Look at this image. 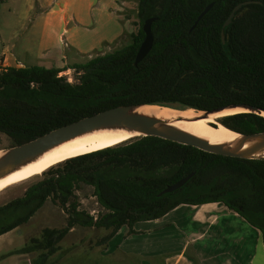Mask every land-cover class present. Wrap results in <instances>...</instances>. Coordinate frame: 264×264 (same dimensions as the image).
<instances>
[{"label": "trees", "instance_id": "obj_1", "mask_svg": "<svg viewBox=\"0 0 264 264\" xmlns=\"http://www.w3.org/2000/svg\"><path fill=\"white\" fill-rule=\"evenodd\" d=\"M211 9L191 29L203 8ZM245 0H138V28L131 41L96 54L73 68L83 73L71 83L65 68L42 65L0 69V134L13 145L117 105L157 104L210 110L228 104L264 109V0H249L223 27L232 8ZM153 44L134 64L146 18ZM225 42H222L221 31ZM219 122L241 133L264 131L254 112L227 114ZM194 172L179 188L167 185ZM23 194L0 205L8 219L0 234L26 221L51 197L68 206V224L108 229L105 242L123 225L158 218L179 204L221 201L261 231L264 244V158L244 159L210 153L157 136L133 137L48 168ZM91 185L103 211L97 217L77 209L76 185ZM21 213L10 221L14 214ZM86 217V218H85Z\"/></svg>", "mask_w": 264, "mask_h": 264}, {"label": "rangeland", "instance_id": "obj_2", "mask_svg": "<svg viewBox=\"0 0 264 264\" xmlns=\"http://www.w3.org/2000/svg\"><path fill=\"white\" fill-rule=\"evenodd\" d=\"M28 1L0 0V69L38 63L36 59L42 53L43 31L40 23L32 22L26 16L28 9H31L29 10L31 14L38 9L35 2L30 5ZM137 2L138 0H118L120 18H112L108 22L110 32L104 30V20L96 16L89 18L87 24H81L77 29L71 32L65 31L61 35L60 30L59 33H55L58 30L56 26L52 29L48 27L44 35L49 34V37H46V45L50 48V52L60 61L64 60L69 63L62 68L68 67L70 72L60 71L58 75L68 77L72 74L76 80L75 83H78L83 69L79 72L72 71V63L84 64L96 54H103L130 43L132 33H135L138 28ZM72 25L73 22L68 26L72 27ZM72 41L80 43L82 54H76L67 46ZM2 46L13 47L19 56H13V50L10 48L6 50L8 59L4 61L5 53ZM18 62H20L19 65H17ZM210 124L216 126L215 122H210ZM10 146H12L11 140L0 134V149ZM40 176L36 175L1 191L0 205L21 196L27 185ZM72 200L76 201L77 209L94 218L103 211L96 200L93 187L86 183L80 182L76 185ZM20 214H14L10 221L16 220ZM69 217L68 206H61L57 200L47 198L26 221L0 234V264H102L113 262L109 258L99 256L105 246L108 229L75 223L60 239L54 240L57 233L49 239V231H58L66 227ZM244 221L247 222L245 219ZM5 222H8L6 217L0 219V227ZM117 239L112 241L116 242Z\"/></svg>", "mask_w": 264, "mask_h": 264}, {"label": "crops", "instance_id": "obj_3", "mask_svg": "<svg viewBox=\"0 0 264 264\" xmlns=\"http://www.w3.org/2000/svg\"><path fill=\"white\" fill-rule=\"evenodd\" d=\"M28 2L38 5L33 14L28 9L26 16L41 24L43 47L36 65L45 67L62 68L69 64L53 56L46 45L49 34L44 35V31L48 27L56 26L55 33L60 30L61 35L87 24L89 18L96 16L104 20V30L110 32L108 22L120 18L118 0ZM71 22L72 27L68 26ZM67 46L76 54H82L78 41ZM2 48L5 61L8 59L6 50L10 48L13 56H19L13 47ZM132 229L129 231L128 225H123L105 243L99 256L113 262L102 264H264L261 231L221 201L179 204L158 218L135 222ZM115 238H118L116 242L112 241Z\"/></svg>", "mask_w": 264, "mask_h": 264}, {"label": "water", "instance_id": "obj_4", "mask_svg": "<svg viewBox=\"0 0 264 264\" xmlns=\"http://www.w3.org/2000/svg\"><path fill=\"white\" fill-rule=\"evenodd\" d=\"M250 2L251 1L249 0H245L237 3L228 14L225 22L223 23V27L231 22L235 12L242 5ZM213 4L214 2L211 1L203 8V10L196 17L191 29H193L198 21L211 9ZM155 18L156 17L151 16L146 18L143 22L142 30L144 31V38L137 49L134 59L135 65H137L138 62L144 58L152 47L153 35L151 32V23L155 20ZM221 39L224 43L225 36L223 30L221 31ZM143 105L153 104H128L110 107L93 115L85 116L66 125L52 129L22 144L0 149V179L34 161L37 157L54 147L74 139L77 136L100 129L121 128L130 132H137L138 135L135 137L157 136L181 144L190 145L206 152L230 157L244 159L264 158V131L252 133L237 132L239 134L238 137L231 141L212 143L205 138L199 137L169 123L163 118L138 111V108ZM225 109H240L236 112H254L264 117V109L242 103L228 104L210 110H196L203 112L202 117H207L211 113L219 112ZM193 174L194 172H191L174 183L167 185L158 193V195L171 192L181 187Z\"/></svg>", "mask_w": 264, "mask_h": 264}, {"label": "bare ground", "instance_id": "obj_5", "mask_svg": "<svg viewBox=\"0 0 264 264\" xmlns=\"http://www.w3.org/2000/svg\"><path fill=\"white\" fill-rule=\"evenodd\" d=\"M240 109H225L202 117L203 112L194 108L175 109L168 106L143 105L138 111L153 114L167 120L169 123L205 138L212 143L231 141L238 137V133L224 126L218 120ZM216 120V121H215ZM215 122L216 126L210 124ZM138 135L125 129L95 130L66 141L37 157L34 161L0 179V192L7 187L26 181L31 177L42 174L48 168L82 153L114 146ZM264 155V153H263Z\"/></svg>", "mask_w": 264, "mask_h": 264}, {"label": "built area", "instance_id": "obj_6", "mask_svg": "<svg viewBox=\"0 0 264 264\" xmlns=\"http://www.w3.org/2000/svg\"><path fill=\"white\" fill-rule=\"evenodd\" d=\"M3 60L5 61V58H3ZM68 69V70H67ZM72 71H74L75 70V68H72L71 69ZM62 71H67V72H70V69L67 67V68H65L64 70H62ZM79 72V71H78ZM77 72V73H78ZM79 74V73H78ZM65 77V76H64ZM66 78V80L68 81V82H71V83H75V78H74V76H72V74H69L68 75V77H65Z\"/></svg>", "mask_w": 264, "mask_h": 264}]
</instances>
